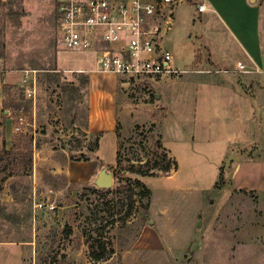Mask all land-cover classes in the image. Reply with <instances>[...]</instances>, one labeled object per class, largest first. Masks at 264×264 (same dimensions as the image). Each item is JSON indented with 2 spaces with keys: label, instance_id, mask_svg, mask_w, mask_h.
Returning a JSON list of instances; mask_svg holds the SVG:
<instances>
[{
  "label": "rangeland",
  "instance_id": "374dc122",
  "mask_svg": "<svg viewBox=\"0 0 264 264\" xmlns=\"http://www.w3.org/2000/svg\"><path fill=\"white\" fill-rule=\"evenodd\" d=\"M185 1L161 42L186 70L143 79L77 70L90 52L61 49L55 0H0V264H264V73L215 67V15ZM212 84L234 93L217 102ZM114 105L116 137L87 131L90 108ZM159 133L175 172L150 167Z\"/></svg>",
  "mask_w": 264,
  "mask_h": 264
},
{
  "label": "built area",
  "instance_id": "2783aa9c",
  "mask_svg": "<svg viewBox=\"0 0 264 264\" xmlns=\"http://www.w3.org/2000/svg\"><path fill=\"white\" fill-rule=\"evenodd\" d=\"M181 1L55 0L58 44L66 51L92 52L95 70L143 79L181 74L185 69L174 66L173 54L161 42L172 25L174 7ZM205 8L197 4L198 11ZM234 70L263 71L256 64L247 66L240 61Z\"/></svg>",
  "mask_w": 264,
  "mask_h": 264
},
{
  "label": "crops",
  "instance_id": "0c3cea01",
  "mask_svg": "<svg viewBox=\"0 0 264 264\" xmlns=\"http://www.w3.org/2000/svg\"><path fill=\"white\" fill-rule=\"evenodd\" d=\"M187 3H192L195 5L200 3L205 4L206 8L203 11L197 10L198 14L201 15L204 12H211L213 15H215V25L223 33V35L220 36L219 32L214 46L205 44V47L210 53L209 57L211 63L215 67L221 69L231 67L233 69L236 63L240 61L244 62L247 66L256 64L261 70H263L261 73H264V0H186L185 2H182V5H186ZM224 34L227 35L226 40L224 38ZM228 42L231 44H228ZM215 49L217 51H215ZM89 54L90 56L87 58V60H85L80 65H76L79 67L76 68L77 70L90 71L95 69V56L92 52ZM184 69L186 70V68ZM166 87L167 85H165L164 88ZM212 87L216 88L218 91L217 102L223 103L228 101L226 97L228 92L234 93V91L231 90L232 88L230 89L223 84H212ZM160 90L163 89L160 88ZM164 91H166V89H164ZM95 92H97L96 89ZM156 94L162 98V94L160 92ZM165 97H167V93L165 94ZM228 98L232 99L231 97ZM158 101H160V98ZM166 107L163 109V115L158 120L153 114L154 112H150L147 115L143 112V115L148 117L147 120L149 123L155 121L158 123L162 118H165L167 114ZM116 108V105H114V109L105 108L101 110L100 108V111H94L93 107L90 108V112L87 117V131L90 132L92 130H96L104 131L105 133L111 132L113 133V138L116 137L118 116ZM119 113L123 114L124 112L119 110ZM232 113L235 117L236 112L234 114L232 110ZM129 117L136 119V117L139 118L142 116L140 112H133V115L132 112H125L123 116H121L122 124H124L126 122L125 120ZM159 136L161 137L160 133ZM160 140L166 150H168L167 144L164 140H162V137ZM221 147L220 153L222 154L224 153L225 149H227L228 145L226 144ZM167 152L173 157L169 150ZM239 164L240 162L236 161L235 167L232 169L234 172L238 170ZM233 182L236 183V178L233 179Z\"/></svg>",
  "mask_w": 264,
  "mask_h": 264
},
{
  "label": "trees",
  "instance_id": "16d2710c",
  "mask_svg": "<svg viewBox=\"0 0 264 264\" xmlns=\"http://www.w3.org/2000/svg\"><path fill=\"white\" fill-rule=\"evenodd\" d=\"M161 160L163 161V164L159 165V162H154V164L150 167L157 168L164 172L175 171L177 169V164L174 157L169 156L168 153L161 154ZM128 171L133 173H138L140 175H146V176L152 175V173L150 172L151 171L150 168L145 166H134L133 164H131L128 168ZM123 178L130 185V197H132L135 194L139 196V198L149 197L150 190L143 184L142 180H140L139 178H130L128 176H125ZM101 257H102L101 255H98L97 258H101Z\"/></svg>",
  "mask_w": 264,
  "mask_h": 264
},
{
  "label": "water",
  "instance_id": "95a60500",
  "mask_svg": "<svg viewBox=\"0 0 264 264\" xmlns=\"http://www.w3.org/2000/svg\"><path fill=\"white\" fill-rule=\"evenodd\" d=\"M236 159H237L236 156H234L233 154H230L225 161V166L229 168L230 170H232L235 167ZM112 183H113L112 174L105 172L104 169L98 172V175L96 177L97 186L107 188V187H110Z\"/></svg>",
  "mask_w": 264,
  "mask_h": 264
}]
</instances>
